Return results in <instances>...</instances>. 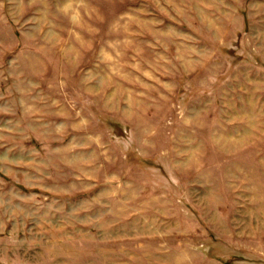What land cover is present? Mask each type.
Wrapping results in <instances>:
<instances>
[{
	"label": "rangeland",
	"instance_id": "rangeland-1",
	"mask_svg": "<svg viewBox=\"0 0 264 264\" xmlns=\"http://www.w3.org/2000/svg\"><path fill=\"white\" fill-rule=\"evenodd\" d=\"M0 264H264V0H0Z\"/></svg>",
	"mask_w": 264,
	"mask_h": 264
}]
</instances>
